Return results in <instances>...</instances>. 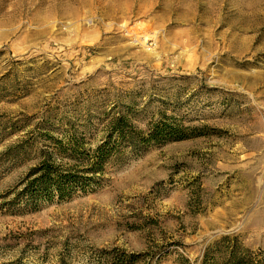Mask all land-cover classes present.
<instances>
[{
  "label": "rangeland",
  "instance_id": "rangeland-1",
  "mask_svg": "<svg viewBox=\"0 0 264 264\" xmlns=\"http://www.w3.org/2000/svg\"><path fill=\"white\" fill-rule=\"evenodd\" d=\"M129 110L204 135L10 203L45 134L82 118L94 149ZM235 245L264 258V0H0V264H225Z\"/></svg>",
  "mask_w": 264,
  "mask_h": 264
},
{
  "label": "trees",
  "instance_id": "trees-1",
  "mask_svg": "<svg viewBox=\"0 0 264 264\" xmlns=\"http://www.w3.org/2000/svg\"><path fill=\"white\" fill-rule=\"evenodd\" d=\"M133 111L124 114L108 116L104 128V138L94 149L84 147L85 125L81 124L80 136H73L70 140H58L45 134L52 152H40L39 162L26 174L22 189L15 194L10 203L25 205L37 204L41 201H63L73 197L78 191L86 192L102 183L106 169L110 164L120 162L126 151L137 152L145 147L166 142L184 141L197 138L203 133H196V128H183L168 118L151 121L146 130H140L132 124ZM90 116L84 118L88 120ZM64 131V130H62ZM10 150H7L5 156ZM39 155V156H40ZM55 157L68 163L57 164ZM208 257V255L206 256ZM260 257V258H259ZM129 262L138 260L136 256H129ZM211 260H215L213 257ZM225 264H264V258H251L248 250L237 245L233 246L224 258Z\"/></svg>",
  "mask_w": 264,
  "mask_h": 264
}]
</instances>
